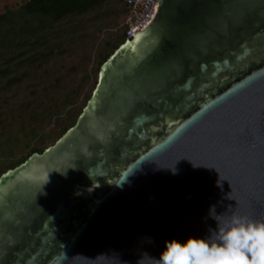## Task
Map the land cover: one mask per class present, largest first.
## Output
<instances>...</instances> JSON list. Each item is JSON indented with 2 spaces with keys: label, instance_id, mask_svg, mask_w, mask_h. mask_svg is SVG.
Wrapping results in <instances>:
<instances>
[{
  "label": "water",
  "instance_id": "obj_1",
  "mask_svg": "<svg viewBox=\"0 0 264 264\" xmlns=\"http://www.w3.org/2000/svg\"><path fill=\"white\" fill-rule=\"evenodd\" d=\"M213 204L264 220V0H156L74 126L1 175L0 264H136Z\"/></svg>",
  "mask_w": 264,
  "mask_h": 264
},
{
  "label": "trees",
  "instance_id": "obj_2",
  "mask_svg": "<svg viewBox=\"0 0 264 264\" xmlns=\"http://www.w3.org/2000/svg\"><path fill=\"white\" fill-rule=\"evenodd\" d=\"M110 7L113 10L122 8L127 17L129 9L122 0H26L19 9L7 6L0 10V128L1 137H4V140L0 139V177L31 155L41 154L47 148L42 146L43 137L50 138L57 133L55 137L58 140L76 123L97 80L84 105L72 108L73 95L54 97L62 79L53 75L54 63L62 61L67 50L71 52L69 47L80 34L78 27L83 29L87 21L98 19ZM126 31V28L120 30L115 37L101 44L96 73L127 40ZM86 59L90 61V56ZM87 80L88 75L84 82ZM23 84L36 97L30 101L22 98L14 102L18 110L15 112L14 108L5 106V101L21 96ZM6 93H11L10 99H5ZM3 110L8 112L4 118ZM52 122L54 128L47 134L42 133L43 126L39 123L51 125ZM12 124L22 131L21 135L29 134L30 138L23 144L25 154L18 160L13 159L14 149L7 147L13 143L22 144L9 129Z\"/></svg>",
  "mask_w": 264,
  "mask_h": 264
},
{
  "label": "clouds",
  "instance_id": "obj_3",
  "mask_svg": "<svg viewBox=\"0 0 264 264\" xmlns=\"http://www.w3.org/2000/svg\"><path fill=\"white\" fill-rule=\"evenodd\" d=\"M227 198L234 199L229 195ZM216 207H209L208 215L215 226H209L206 236L166 240L159 257L144 251L136 264H264V220L229 211L234 208L232 205L221 213H217ZM145 239L152 242V237Z\"/></svg>",
  "mask_w": 264,
  "mask_h": 264
},
{
  "label": "rangeland",
  "instance_id": "obj_4",
  "mask_svg": "<svg viewBox=\"0 0 264 264\" xmlns=\"http://www.w3.org/2000/svg\"><path fill=\"white\" fill-rule=\"evenodd\" d=\"M25 3L26 0H0V10H3L7 6L19 9ZM125 18L126 14L122 8L119 7L117 10L116 8L113 10L110 7L102 12L98 19H90L87 21L83 29L78 27L80 34L79 36H76L78 39L75 40L74 44L69 47L71 52H68L67 50L62 61L54 63L53 75H58L62 78L60 82L61 87L59 91L54 94L55 98L69 94L73 95L72 108L76 109L84 105L86 96L93 90L96 80L98 81L97 74H99V72H95V66L99 57L100 46L111 37H115L120 30L126 28L124 25ZM87 56H90V61L86 59ZM87 75L88 80L84 82V78ZM21 93V96L18 98H11V93H6L4 95L6 97L5 99H11L7 102L5 101V106L11 109L14 108V111L17 112L18 110L16 109V106L13 105L14 102L21 101L22 98L30 101V99L33 100L36 97V94L31 90L26 89L25 84H23ZM2 115V118H4L8 115V112L3 110ZM39 125L43 126L42 133L45 134L55 126L54 122H52L51 125L41 123H39ZM9 129H11L16 138L22 142V144L18 145L15 143L10 146L7 145V147H12L14 149L13 159L18 160L25 154L23 144L29 142V134L21 135L22 131L18 130L15 124L10 126ZM56 135L57 133L50 138L43 137L42 146L48 148L54 145L57 142ZM1 136L2 129L0 128V139L4 140V137ZM0 153H2V150H0ZM1 158L2 156L0 155V159Z\"/></svg>",
  "mask_w": 264,
  "mask_h": 264
},
{
  "label": "built area",
  "instance_id": "obj_5",
  "mask_svg": "<svg viewBox=\"0 0 264 264\" xmlns=\"http://www.w3.org/2000/svg\"><path fill=\"white\" fill-rule=\"evenodd\" d=\"M129 9L124 25L127 39L140 32L151 19L156 0H122Z\"/></svg>",
  "mask_w": 264,
  "mask_h": 264
},
{
  "label": "snow or ice",
  "instance_id": "obj_6",
  "mask_svg": "<svg viewBox=\"0 0 264 264\" xmlns=\"http://www.w3.org/2000/svg\"><path fill=\"white\" fill-rule=\"evenodd\" d=\"M140 38H141V37H140L139 35H137V36L135 37L136 40H140ZM102 75H103V74H102Z\"/></svg>",
  "mask_w": 264,
  "mask_h": 264
}]
</instances>
